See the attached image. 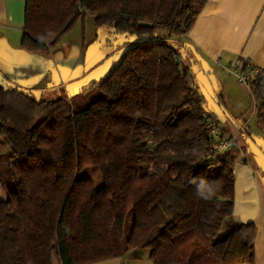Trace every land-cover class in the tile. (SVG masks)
<instances>
[{
	"label": "trees",
	"instance_id": "trees-1",
	"mask_svg": "<svg viewBox=\"0 0 264 264\" xmlns=\"http://www.w3.org/2000/svg\"><path fill=\"white\" fill-rule=\"evenodd\" d=\"M206 1L27 0L23 52H48L86 14L140 42L70 97L0 85V185L9 194L0 264H94L130 250H149L154 264H255V225L232 220L237 141L210 158L208 100L196 60L185 62L177 43ZM161 30L168 42L156 40ZM248 87L264 123V68Z\"/></svg>",
	"mask_w": 264,
	"mask_h": 264
},
{
	"label": "crops",
	"instance_id": "crops-1",
	"mask_svg": "<svg viewBox=\"0 0 264 264\" xmlns=\"http://www.w3.org/2000/svg\"><path fill=\"white\" fill-rule=\"evenodd\" d=\"M26 5L27 0H0V85L13 84L28 90L24 87H33L34 82L26 79L19 67L31 59V54L20 49ZM184 42L193 54L192 60L197 62L195 70L200 84L216 88L226 104L224 94L229 84L238 86L239 83L232 80L227 70L229 66L242 60L257 70L264 68V0H207ZM239 85L242 88V84ZM241 91L248 95L244 87ZM249 95L254 99L250 91ZM257 110L259 119L260 106ZM207 112L213 120L212 111L207 108ZM216 124L237 138L232 152L236 155L232 220L255 225V264H264V175L251 163V160H259L264 165V145L256 143L254 132L246 130L247 125L238 128L235 118L225 112L216 116ZM4 150L8 152L9 148L4 147ZM226 228L225 223L221 234ZM149 255V250H130L123 256L94 264H154Z\"/></svg>",
	"mask_w": 264,
	"mask_h": 264
},
{
	"label": "rangeland",
	"instance_id": "rangeland-1",
	"mask_svg": "<svg viewBox=\"0 0 264 264\" xmlns=\"http://www.w3.org/2000/svg\"><path fill=\"white\" fill-rule=\"evenodd\" d=\"M113 31L114 27L112 25L99 28L95 24V17L93 15H84L75 28L48 52L29 53L31 54V59L29 58L27 62L19 65L25 78L32 79L34 82L33 87L27 86L24 88L34 90L38 95H42L44 99L51 100L73 96L92 83L107 78L118 67L124 50L140 42V39L135 37H116ZM168 37L169 33L161 30L158 32L156 40L168 42L169 39H166ZM177 43L184 44V38H178ZM182 50L185 62L191 64L193 61L192 52L188 50L187 46H184ZM231 75L232 80L235 79L237 83L235 76ZM237 84L238 86L233 83L229 84L227 91L230 93L226 91L224 94L226 104L223 103L220 92L216 88L212 89L208 85L200 84L208 100L209 106L207 108L213 114V120H211L213 123H216V116H219V113L225 112L227 116L235 118L238 128L242 127L243 124L247 125L246 130L254 132L256 143L264 145V124L259 121L258 110L256 111L261 102L252 99L247 85L242 84L241 88L239 83ZM6 86L12 87L17 85L10 84ZM243 87L247 90L248 95L244 91H241ZM207 113L206 109V115ZM241 139L244 140V138ZM253 143L255 144V142ZM251 161L252 165L259 167L258 169L264 175V165L262 164V166L259 160ZM94 182L96 187L102 184V178L98 172L94 177ZM8 197L7 189L0 185V201H5ZM133 223L134 215L133 213H129L125 225V238L129 237ZM54 264H59L56 256L54 257Z\"/></svg>",
	"mask_w": 264,
	"mask_h": 264
},
{
	"label": "built area",
	"instance_id": "built-area-1",
	"mask_svg": "<svg viewBox=\"0 0 264 264\" xmlns=\"http://www.w3.org/2000/svg\"><path fill=\"white\" fill-rule=\"evenodd\" d=\"M227 70L235 76L239 83L245 84L247 86L252 81L254 74H256L258 71L249 63H244L242 60L237 61L233 65L229 66ZM210 127L212 136V154L210 155V158L227 154L236 143V136H223L222 128L215 123H211Z\"/></svg>",
	"mask_w": 264,
	"mask_h": 264
}]
</instances>
